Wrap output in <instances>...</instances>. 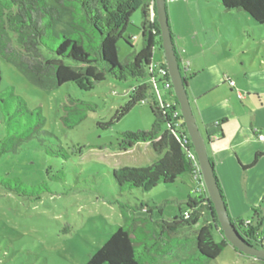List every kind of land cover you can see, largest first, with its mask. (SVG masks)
I'll return each mask as SVG.
<instances>
[{
  "label": "trees",
  "instance_id": "1",
  "mask_svg": "<svg viewBox=\"0 0 264 264\" xmlns=\"http://www.w3.org/2000/svg\"><path fill=\"white\" fill-rule=\"evenodd\" d=\"M218 4L226 11H244L258 24H264V0H218ZM151 7H154L153 22ZM138 10L143 14L142 47L120 62L118 43L125 40L132 46V37H126V31ZM156 48L163 49L155 0H0L1 52L34 85L46 88L75 82L93 87L109 76L120 81L147 78L134 86L129 100L116 110L112 120L101 123L110 126L134 106L150 104L151 129L122 132L116 149L126 152L139 143H150L161 156L147 166L114 169L113 177L121 191L149 192L159 184L175 183L188 173L194 184L192 193L199 194L190 196L186 207L179 206L178 214L171 220H154L153 207L144 201L122 204L124 223L86 264H210L225 248L232 246L223 235L199 164L188 155L193 145L185 123L181 117H168L165 103L148 100ZM176 52L184 74L177 47ZM161 64L166 65L165 61ZM1 80L0 71V84ZM156 83L159 86L163 81ZM172 95L179 105L177 97ZM65 110L67 114L62 116V122L73 128L94 112L95 107L80 101ZM0 111L5 128L0 153L16 152L23 142L49 134L44 130L45 117L41 110H29L25 100L15 95L12 88L0 92ZM221 131L220 121L205 125L203 135L207 145L218 139ZM262 155L257 153L252 164ZM210 160L215 167L211 156ZM215 174L228 208L216 169ZM0 184L7 190L33 198H39L46 186L45 181L31 185L21 177L1 175ZM159 211L163 215V210ZM253 215L252 224L231 218L248 242L264 248V223L258 210ZM187 248L192 252L182 256L180 251ZM260 261L264 264V259Z\"/></svg>",
  "mask_w": 264,
  "mask_h": 264
},
{
  "label": "rangeland",
  "instance_id": "2",
  "mask_svg": "<svg viewBox=\"0 0 264 264\" xmlns=\"http://www.w3.org/2000/svg\"><path fill=\"white\" fill-rule=\"evenodd\" d=\"M186 2L191 7L201 6L207 16L209 8L213 9L214 16H219L218 0H179V3L167 0L169 23L172 14L191 21L183 8ZM224 15L229 23L238 17L245 26L248 20L251 22L245 33L252 34L254 29L253 36L257 39L244 41L245 47L234 54L244 53V60L252 58L258 63V58L264 57L259 24L244 11L231 10ZM142 22L143 14L138 10L126 31V37H132V46L125 40L118 43L120 62L141 49ZM232 29L235 31L233 25ZM239 46L236 40L235 48ZM163 52L155 49L154 65L163 62ZM0 71V92L12 88L15 95L25 100L29 110H41L45 117L44 130L49 132L41 134L39 139L23 142L16 152L0 153L1 176H18L31 185L46 182L39 198L24 197L0 184V264H86L124 223L122 204L144 201L153 207L154 220H171L178 214L179 206L186 207L190 196L199 195L192 193L194 184L188 173L175 183L159 184L149 192L121 191L114 180V169L147 166L161 156L150 143H139L126 152L116 149L122 132L151 129L153 114L149 103L134 106L110 126L101 125L113 119L116 110L129 100L134 86L147 78L120 81L109 76L93 87L68 82L44 88L31 83L16 64L3 56L1 49ZM159 89L162 93L166 90L163 84H159ZM156 93L154 89L149 90L151 103L158 102ZM80 101L90 103L95 111L75 127L68 128L62 122V116L67 114L65 107ZM4 136L0 111V142ZM219 238L216 234V240ZM191 252L187 248L180 254L185 256ZM210 264L263 263L228 246Z\"/></svg>",
  "mask_w": 264,
  "mask_h": 264
},
{
  "label": "crops",
  "instance_id": "3",
  "mask_svg": "<svg viewBox=\"0 0 264 264\" xmlns=\"http://www.w3.org/2000/svg\"><path fill=\"white\" fill-rule=\"evenodd\" d=\"M217 5L219 16L209 8L210 19L201 6L191 7L186 2L183 8L191 21L172 14L170 26L202 133L205 125L221 122V135L208 145V151L230 216L252 220L258 210L264 223V138L259 139L264 135V57L255 63L252 58L244 60V53L234 54L245 47L244 41L255 38V31L250 28L252 34L245 33L251 22L245 26L240 17L229 23L224 14L231 11ZM258 28L264 43V24ZM236 40L239 48H235ZM158 81L151 78L149 82L158 102H174L169 90L161 92ZM257 153L263 155L252 164Z\"/></svg>",
  "mask_w": 264,
  "mask_h": 264
},
{
  "label": "water",
  "instance_id": "4",
  "mask_svg": "<svg viewBox=\"0 0 264 264\" xmlns=\"http://www.w3.org/2000/svg\"><path fill=\"white\" fill-rule=\"evenodd\" d=\"M155 4L157 20L161 31L165 63L168 67L174 93L177 97L184 123L196 153L203 180L216 211L223 235L228 239L231 245L241 253L252 256L256 259H264V248H258L248 242L234 225L229 214L215 174V167L210 160L206 139L200 129L196 114L191 104L186 77L181 69V62L176 52V46L169 23L166 5L167 0H155Z\"/></svg>",
  "mask_w": 264,
  "mask_h": 264
},
{
  "label": "built area",
  "instance_id": "5",
  "mask_svg": "<svg viewBox=\"0 0 264 264\" xmlns=\"http://www.w3.org/2000/svg\"><path fill=\"white\" fill-rule=\"evenodd\" d=\"M150 20L153 22L154 21V7H151L150 9ZM153 66V75L152 78H153V81H163V86L166 90H169L171 92V94L174 93V89H173V83L171 81V78H170V74H169V70H168V67L167 65H152ZM157 75L161 76L160 79H158L159 77H157ZM235 82L234 81H231V85H234ZM160 103H165V107L167 108V115L168 117L170 118H182L183 122H184V119H183V116H182V112L180 110V106L177 105L175 102H171V101H159ZM181 120V121H182ZM190 137V136H189ZM264 138V135L263 134H260L259 135V139H263ZM188 155L190 157H192L193 159H196L197 160V163H198V159H197V156H196V153L194 151V148L192 149V151H189L188 152ZM199 164V163H198ZM200 167V166H199ZM202 173V172H201ZM202 175V174H201ZM195 178H198V174L195 176ZM202 178V181L204 182L203 180V175L201 176ZM205 184V183H204ZM252 220L251 219H246L245 220V223L246 224H252Z\"/></svg>",
  "mask_w": 264,
  "mask_h": 264
}]
</instances>
